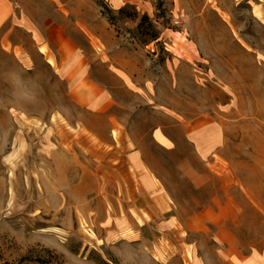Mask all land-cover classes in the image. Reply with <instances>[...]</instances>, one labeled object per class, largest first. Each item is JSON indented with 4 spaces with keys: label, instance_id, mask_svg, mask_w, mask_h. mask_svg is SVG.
Here are the masks:
<instances>
[{
    "label": "rangeland",
    "instance_id": "374dc122",
    "mask_svg": "<svg viewBox=\"0 0 264 264\" xmlns=\"http://www.w3.org/2000/svg\"><path fill=\"white\" fill-rule=\"evenodd\" d=\"M9 4L0 264H264V0ZM85 19L132 76L61 77L50 27L89 53Z\"/></svg>",
    "mask_w": 264,
    "mask_h": 264
},
{
    "label": "crops",
    "instance_id": "0c3cea01",
    "mask_svg": "<svg viewBox=\"0 0 264 264\" xmlns=\"http://www.w3.org/2000/svg\"><path fill=\"white\" fill-rule=\"evenodd\" d=\"M8 4L9 0L0 2V21L11 14V5ZM55 10L56 13H61L63 8L57 6ZM66 14H69V12L66 11ZM84 23L85 26L81 29L86 33L87 45L92 51L89 53L71 36L68 23L56 22L50 27V39L53 41L55 50L51 53L49 60L56 64L61 77L68 79L70 84L72 82L77 85L80 81L73 82L75 77L81 76L84 79L88 75L91 76L95 61L110 63V68L124 70L126 74L132 76V69H126L123 63L116 58L123 53L120 41L116 38L104 40L96 23L86 19ZM99 38L102 39L99 40ZM40 46L46 47V45ZM41 50L43 51V49ZM89 98L90 103L95 104V108L104 107L110 100L109 90L104 85L98 86L90 93Z\"/></svg>",
    "mask_w": 264,
    "mask_h": 264
},
{
    "label": "bare ground",
    "instance_id": "6f19581e",
    "mask_svg": "<svg viewBox=\"0 0 264 264\" xmlns=\"http://www.w3.org/2000/svg\"><path fill=\"white\" fill-rule=\"evenodd\" d=\"M35 34L37 35V33L35 32Z\"/></svg>",
    "mask_w": 264,
    "mask_h": 264
}]
</instances>
